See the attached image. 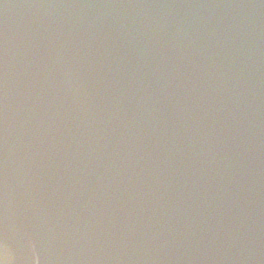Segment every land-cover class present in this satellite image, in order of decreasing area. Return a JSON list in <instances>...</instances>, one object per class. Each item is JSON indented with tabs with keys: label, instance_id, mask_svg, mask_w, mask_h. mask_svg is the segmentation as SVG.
Listing matches in <instances>:
<instances>
[{
	"label": "water",
	"instance_id": "water-1",
	"mask_svg": "<svg viewBox=\"0 0 264 264\" xmlns=\"http://www.w3.org/2000/svg\"><path fill=\"white\" fill-rule=\"evenodd\" d=\"M0 264H264V0H0Z\"/></svg>",
	"mask_w": 264,
	"mask_h": 264
}]
</instances>
